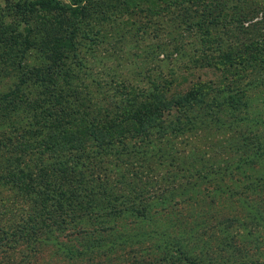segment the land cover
Here are the masks:
<instances>
[{"label":"rangeland","instance_id":"1","mask_svg":"<svg viewBox=\"0 0 264 264\" xmlns=\"http://www.w3.org/2000/svg\"><path fill=\"white\" fill-rule=\"evenodd\" d=\"M98 4L108 6L106 13L100 6L97 10L100 23L87 20L74 33L77 56L69 69L77 75L72 80L77 98L70 93L72 99L64 102L72 116L60 111L50 117H113L132 92L151 113L145 110L144 122L161 116L162 125L128 136L116 144L118 157L94 164L89 176L107 186V194L80 197L83 208L64 203L65 209L44 217V197L61 187L71 189L73 176L59 165L72 156L66 151L40 154V147L32 150L22 144L36 138L29 127L35 89H26L31 95L16 90L19 56L2 42L7 50L0 45V98L7 101L0 105V230L11 235L20 226L36 231L40 239L27 243L22 237L3 238L0 264H264V69L254 72L246 66L244 78L230 88L251 97L249 116L242 117L245 123L215 130L210 114L203 121L189 119L205 107L226 123L237 119L216 108L227 96L216 90L223 83L212 66L226 53H240L244 41L263 37L264 0ZM23 59L32 67L44 65L36 51ZM202 80L211 82L213 92L203 103L181 108V99ZM59 91L66 97L67 88ZM201 91L196 87L194 92ZM17 94L19 104H7ZM187 119L193 127L184 130L178 122ZM241 143L247 146L239 151ZM85 147L94 145L86 142ZM9 172H23L22 180L14 186L7 183ZM111 193L125 198L104 197ZM88 201L94 208L84 209Z\"/></svg>","mask_w":264,"mask_h":264},{"label":"trees","instance_id":"2","mask_svg":"<svg viewBox=\"0 0 264 264\" xmlns=\"http://www.w3.org/2000/svg\"><path fill=\"white\" fill-rule=\"evenodd\" d=\"M67 1L65 3L62 0H3L4 7L0 10V45L3 46V50L5 51L7 50L8 42L13 49H16L19 56L16 64V76L18 80L16 90L25 93V95H31L26 89L30 86L35 89L34 97L30 98V100H33L32 105L36 106L31 108L34 117L29 118V127L34 128L33 133L36 138L35 141H25L22 144H25L27 149L36 150L35 148H41L42 150H38L40 154H55L58 151H66L68 156H72L71 158L67 157L68 159L63 160L59 165L74 177V180L73 177L71 179V189L66 191L61 187L55 195L50 194L44 197L40 204V209L45 213L43 214L44 217H52L55 211L59 212L62 208L65 209L64 203L69 207H74L76 204L78 207H81L80 197L85 198L86 195H89L92 199L97 192L107 194L106 191L109 188L104 184L93 183L94 180L89 176L94 164L98 166L103 164L104 160H107L108 157H118L120 151L116 149V144H122L128 136H141L152 127L162 125V121L159 120L161 116L149 117L150 120L147 123L144 122L143 116L145 110L148 114L151 113L148 111L147 105L142 102L137 103V96L133 95L132 92L126 93L129 96L126 100V105L122 106L113 117H105L101 120L86 117L82 119L75 117H73L75 119H72V117H50L60 111L72 116L69 112V107L64 102L67 103L72 99L70 93L73 96L76 93L72 86V80L77 75L72 72V69H69L70 65L74 63L72 59L77 56V38L76 41H73L76 27L84 25V22L87 20L98 25L100 23L99 19L102 18L98 17L97 10L101 9L104 13L108 11V6H100L98 0ZM187 1L190 3H202L207 0ZM196 16L199 17V15ZM199 21L200 17L196 21L197 27L199 26ZM101 22L104 21L101 20ZM238 23L241 24V22ZM183 24H187V20L183 21ZM12 33L15 35H12ZM96 33L98 34L99 32L96 31ZM7 36L8 38H6ZM261 36L263 37L249 43H246L247 40L244 41L240 53H226L222 55L220 62L212 66L213 70H215V75L222 79L221 82L223 83L216 90L221 94L226 93L227 96H222L220 103H215L216 108L221 107L225 110L226 115L237 117V119L230 121L232 123H226L223 119L220 120L218 112L213 113V110L206 107L196 112L195 116L189 119L202 117L200 120L203 121V118L210 114L213 117L211 118L210 126L215 130H220L222 127L230 126L233 123L238 125V123L246 122V119L242 117L249 116L248 108L251 107V97L248 98L245 90L239 93L232 91L230 88L244 78L242 71L246 66H249L252 70L254 69V72L264 69V35ZM116 38L118 39L117 35ZM5 41L7 42L2 43ZM29 51L38 52L44 58V65L32 67L24 64L23 58ZM59 61L60 64H58ZM256 68L259 70L256 71ZM218 72H220V76ZM31 78H34L32 82H30ZM199 84H202L204 88L201 89L197 86ZM58 85L59 87L57 88ZM60 87L63 89L67 88L66 97L61 95L60 91L59 93L56 92ZM196 87H198V92L202 90L200 95L198 92H194ZM213 90L214 87L211 82L202 80L201 83H196L191 88V92L181 99L180 102L184 103L178 105L183 108L184 106L201 104L204 98L211 91L213 92ZM36 91L38 92L36 93ZM39 96L42 98V101H40ZM17 98L18 94L7 104H19L16 101ZM153 98L156 99L157 96L154 95ZM4 101H7V98H0V105ZM37 102H39L38 105ZM63 104L66 106L57 107ZM245 110H247L246 114ZM11 115H13L12 112L10 117ZM3 119L7 120L10 124H16L11 118L4 117ZM189 121L187 119L181 121V124L180 121L178 123L185 130L186 128L190 129L193 127ZM251 122L259 124L258 121ZM129 126H132V128L126 130V127ZM175 127L180 129L178 126ZM200 128H204L203 123ZM16 129H19V127H16ZM67 129L70 132L68 134L74 138L73 140L66 133ZM43 131H46L44 136L42 135ZM86 142L93 143L94 148L87 149L85 147ZM246 146L247 143H241L239 151ZM74 147H77L76 149L79 150L77 153H72ZM90 149H92L91 152L89 151ZM14 156L10 157V159H14ZM255 156L254 153L251 157L247 156L246 161L252 160ZM9 175H11L10 178L5 176L4 179H6L7 183L11 182L10 184H17L23 178V172L18 175L9 172ZM202 179L206 180L207 175H203ZM0 180L2 179L0 178ZM124 180L122 178L119 182L123 183ZM127 186L129 184L125 183V187ZM19 188L22 189L21 187ZM108 196H112L114 199H117L119 196L125 198V194L117 196L115 193L105 195L104 197L107 198ZM75 201L77 203H74ZM91 202L88 201L84 209L89 210L94 208V204H91ZM0 232V244H2L3 238L10 241L14 237H22L26 239L27 243L30 241L37 242L40 239L36 231H31L20 226L11 235L5 234V231L0 230ZM184 264L198 263L188 260Z\"/></svg>","mask_w":264,"mask_h":264}]
</instances>
